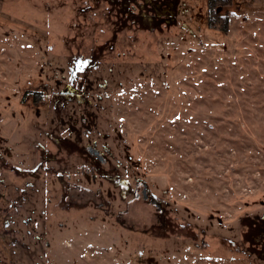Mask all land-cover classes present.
Returning a JSON list of instances; mask_svg holds the SVG:
<instances>
[{"label": "rangeland", "instance_id": "1", "mask_svg": "<svg viewBox=\"0 0 264 264\" xmlns=\"http://www.w3.org/2000/svg\"><path fill=\"white\" fill-rule=\"evenodd\" d=\"M196 4L148 24L125 0H0V264H264L241 241L264 210V0L210 27ZM69 82L100 96L97 129L168 202L167 228L144 230L146 206L120 216L119 179H84L55 144Z\"/></svg>", "mask_w": 264, "mask_h": 264}, {"label": "flooded vegetation", "instance_id": "2", "mask_svg": "<svg viewBox=\"0 0 264 264\" xmlns=\"http://www.w3.org/2000/svg\"><path fill=\"white\" fill-rule=\"evenodd\" d=\"M195 1L197 2L195 13L199 19L196 17V22L200 27H210L214 24H216L215 26L223 25L227 21L230 9L237 0ZM125 5L127 11H124V13L129 18L139 15L144 17V21L148 24L161 23L164 19L167 23H174L176 14H184L186 11V8L184 9V0H125ZM177 5H181V12H177ZM244 7L246 8V6ZM187 23L194 26L192 21L182 19L181 28L184 29ZM66 87L68 90L58 94L57 97L65 99V102H67L66 107L70 106L69 108L72 110L66 114V117L62 116L58 119L59 128L57 130L60 132L64 131V135H61L64 139L61 141L56 138L55 144L67 145L84 157V160L76 169V172L84 179H88L90 176H99L111 181L119 179L116 188L118 189L119 185L123 184V186L119 187L121 194L129 197L119 210L120 216H141L143 213L139 214L137 210L143 211V207L146 206L152 210L154 222L151 223L149 229L144 228V230H153L155 227L153 224L167 228L168 220L170 219L168 202L155 196L156 194L151 191L145 179L134 172L132 165H123L121 163V159H124L126 155L129 157V155L124 151L121 152L119 147H112L107 142L109 133H104L99 128L97 129L98 122L95 120V111L100 109L98 105L100 96L98 95L99 98L97 97L95 100H89L86 94L87 90L79 89L71 82ZM30 95L32 96L30 99L33 101V94L31 93ZM30 95L28 94L27 97ZM78 104L81 106H78L77 109L73 107ZM42 105L44 103L40 106ZM94 128H96L95 132H93ZM114 130L115 128H112V131ZM3 141H6V139L0 137V143H3ZM2 150H6L7 155L9 153L12 154V145L10 144V148L8 145H5L4 148L2 146ZM89 160L92 163H88ZM127 171H129V175L126 177ZM68 176L71 177L69 174ZM101 181L99 180L97 183L98 191H100V188L102 189L100 183L103 182ZM106 192L108 196H115L112 189L107 188ZM22 194L25 195V191ZM21 199V203L25 202V199L22 197ZM260 205L264 206V201H260ZM241 222L244 223L241 229L244 255L247 257L248 254H251L261 259V262L264 263V210L256 213L245 212L242 214ZM130 224V227H132L133 223ZM134 228L141 231L137 227ZM149 258H152V256L147 257V259Z\"/></svg>", "mask_w": 264, "mask_h": 264}, {"label": "trees", "instance_id": "3", "mask_svg": "<svg viewBox=\"0 0 264 264\" xmlns=\"http://www.w3.org/2000/svg\"><path fill=\"white\" fill-rule=\"evenodd\" d=\"M31 93L33 94V98H34V101H35V102L41 101V100H40L41 97L38 96V92H36V91H32ZM29 94H30V92H29ZM27 95H28V93H27ZM26 97H27V96H26Z\"/></svg>", "mask_w": 264, "mask_h": 264}]
</instances>
